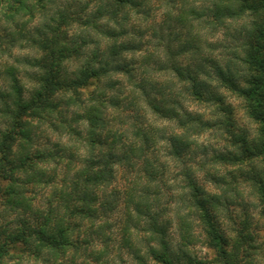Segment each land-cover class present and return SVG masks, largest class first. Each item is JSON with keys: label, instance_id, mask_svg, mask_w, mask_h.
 Here are the masks:
<instances>
[{"label": "clouds", "instance_id": "9594fccd", "mask_svg": "<svg viewBox=\"0 0 264 264\" xmlns=\"http://www.w3.org/2000/svg\"><path fill=\"white\" fill-rule=\"evenodd\" d=\"M0 264H264V0H0Z\"/></svg>", "mask_w": 264, "mask_h": 264}]
</instances>
